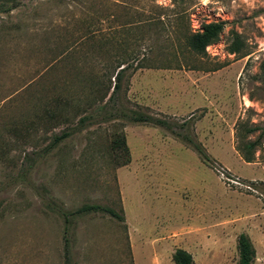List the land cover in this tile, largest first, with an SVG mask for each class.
Segmentation results:
<instances>
[{"label": "rangeland", "instance_id": "374dc122", "mask_svg": "<svg viewBox=\"0 0 264 264\" xmlns=\"http://www.w3.org/2000/svg\"><path fill=\"white\" fill-rule=\"evenodd\" d=\"M212 22L220 39L193 53ZM232 33L247 56L228 53ZM129 55L142 67L105 105ZM263 71L264 0H0V264H64L66 215L72 264H174L177 249L238 264L242 234L264 264Z\"/></svg>", "mask_w": 264, "mask_h": 264}, {"label": "trees", "instance_id": "16d2710c", "mask_svg": "<svg viewBox=\"0 0 264 264\" xmlns=\"http://www.w3.org/2000/svg\"><path fill=\"white\" fill-rule=\"evenodd\" d=\"M8 11H11V9H7ZM225 29V23L224 22H212L204 24L200 31L191 33L187 38V45L189 49L197 54V55H205L207 47L215 44L222 34V32ZM228 53L233 55H241V57L247 56L249 53L246 51V45L243 42L241 36L238 33H232V40L228 46ZM141 60L138 59V57H131L124 56V57H118L115 61L114 66V85L109 86L106 88V91L102 94V100L106 99L109 95V92L112 90V93L108 97V101L105 103L107 105L110 103L114 97L117 95L119 90L121 89V82L123 74L130 68H133V71H136L137 69L141 68L140 65ZM263 81H264V71H263ZM104 105V106H105ZM122 118H127L132 123H139V124H152L155 126H161L165 128H169V124L165 120L161 119H155L151 116L142 114L137 111H131L130 115H122ZM107 119V118H106ZM90 120V117H83L79 120V124L84 126L86 123H88ZM253 132V130L248 131ZM70 136V133H62L59 136H55L52 143L49 146V150L54 148L55 146H58V144ZM257 145V142L252 143H246L243 146H240L238 150L241 152V155L243 156V159L251 163L253 162V155H254V149ZM113 149H119L124 151V156L127 157L126 161L122 163L123 165L128 162L129 160V151L126 146L125 137L122 135L118 137L116 140L112 143ZM199 154L203 157V159L206 160V155L203 153V151L196 147ZM92 213H104L108 214L112 218L118 220L119 222H125L124 215L116 212L115 210L111 208L102 207L99 205H84L81 208H79L77 211H75L73 214L81 215V214H92ZM72 214V215H73ZM65 220V234H64V246H63V257H64V264H72L71 261V246H70V240L67 237L68 235V228H69V218L66 215L64 217ZM238 253H239V261L238 264H253L255 259V249L248 238V236L242 234L238 238ZM173 262L174 264H195L193 256L184 249H177L175 250L173 254Z\"/></svg>", "mask_w": 264, "mask_h": 264}]
</instances>
